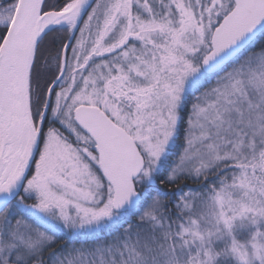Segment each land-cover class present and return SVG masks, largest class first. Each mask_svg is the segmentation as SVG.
<instances>
[{
    "label": "snow or ice",
    "instance_id": "1",
    "mask_svg": "<svg viewBox=\"0 0 264 264\" xmlns=\"http://www.w3.org/2000/svg\"><path fill=\"white\" fill-rule=\"evenodd\" d=\"M0 264H264V0H0Z\"/></svg>",
    "mask_w": 264,
    "mask_h": 264
},
{
    "label": "rangeland",
    "instance_id": "2",
    "mask_svg": "<svg viewBox=\"0 0 264 264\" xmlns=\"http://www.w3.org/2000/svg\"><path fill=\"white\" fill-rule=\"evenodd\" d=\"M181 131H183V129ZM247 238H248V233L246 231H241V232L238 233V239H240L241 242H243ZM105 239H111V237H106ZM77 246H79V245H77ZM97 260H99V258H97Z\"/></svg>",
    "mask_w": 264,
    "mask_h": 264
},
{
    "label": "trees",
    "instance_id": "3",
    "mask_svg": "<svg viewBox=\"0 0 264 264\" xmlns=\"http://www.w3.org/2000/svg\"><path fill=\"white\" fill-rule=\"evenodd\" d=\"M189 184L191 183V182H188Z\"/></svg>",
    "mask_w": 264,
    "mask_h": 264
},
{
    "label": "flooded vegetation",
    "instance_id": "4",
    "mask_svg": "<svg viewBox=\"0 0 264 264\" xmlns=\"http://www.w3.org/2000/svg\"><path fill=\"white\" fill-rule=\"evenodd\" d=\"M50 40H51V38H50Z\"/></svg>",
    "mask_w": 264,
    "mask_h": 264
}]
</instances>
